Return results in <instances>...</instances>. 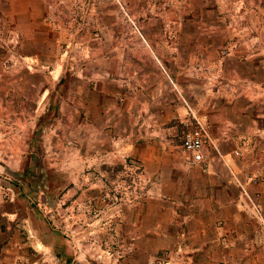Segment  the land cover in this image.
I'll list each match as a JSON object with an SVG mask.
<instances>
[{
  "label": "rangeland",
  "instance_id": "374dc122",
  "mask_svg": "<svg viewBox=\"0 0 264 264\" xmlns=\"http://www.w3.org/2000/svg\"><path fill=\"white\" fill-rule=\"evenodd\" d=\"M30 1L33 10L17 4L28 14L17 19L0 7V264H172L171 248L155 246L174 237L173 195L140 194L138 170L115 151L138 125L129 112L98 115L113 129L114 161L91 158L94 83H105L112 110H128L155 64L169 78L173 57L183 76L235 57L261 76L264 0ZM245 84L264 91V80ZM180 100L172 153H187L182 136L196 120L207 126L199 99Z\"/></svg>",
  "mask_w": 264,
  "mask_h": 264
},
{
  "label": "crops",
  "instance_id": "0c3cea01",
  "mask_svg": "<svg viewBox=\"0 0 264 264\" xmlns=\"http://www.w3.org/2000/svg\"><path fill=\"white\" fill-rule=\"evenodd\" d=\"M19 2L33 10L30 0H0V7L14 19L28 16L17 11ZM230 60L213 62L210 72L195 67L192 77L189 68L179 75L177 58L171 60L169 78L155 64L141 86L138 104L128 110L107 105L104 82L93 86L97 104L87 111L99 121L91 158L96 164L114 161L113 150H108L113 129L98 115L129 112L131 123L138 125L128 128L124 141L114 142L115 151L127 156L121 159L128 168L138 170L140 194L148 192L159 200L162 193L173 195L165 201L172 204L174 237L155 246V251L171 248L172 264H264V91L245 84L264 80V74L244 71L241 63L247 59ZM225 64L233 65L231 74L224 75ZM255 65L264 71L263 62L256 60ZM193 98L203 105L201 111L194 109L209 132L200 161L189 152L166 148L173 143L177 121L186 116L180 99L192 106ZM137 204L145 208V201ZM157 204L160 214L163 208L160 201ZM152 240L159 244V238Z\"/></svg>",
  "mask_w": 264,
  "mask_h": 264
},
{
  "label": "built area",
  "instance_id": "2783aa9c",
  "mask_svg": "<svg viewBox=\"0 0 264 264\" xmlns=\"http://www.w3.org/2000/svg\"><path fill=\"white\" fill-rule=\"evenodd\" d=\"M184 124L188 126V121H184ZM208 138V127L196 120L195 125L186 128L184 131L181 145L186 152L191 153L195 161H200L202 159V151L205 140Z\"/></svg>",
  "mask_w": 264,
  "mask_h": 264
}]
</instances>
